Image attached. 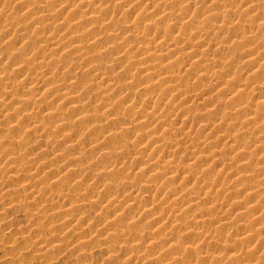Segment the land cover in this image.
Instances as JSON below:
<instances>
[{
  "label": "rangeland",
  "instance_id": "obj_1",
  "mask_svg": "<svg viewBox=\"0 0 264 264\" xmlns=\"http://www.w3.org/2000/svg\"><path fill=\"white\" fill-rule=\"evenodd\" d=\"M0 264H264V0H0Z\"/></svg>",
  "mask_w": 264,
  "mask_h": 264
},
{
  "label": "bare ground",
  "instance_id": "obj_2",
  "mask_svg": "<svg viewBox=\"0 0 264 264\" xmlns=\"http://www.w3.org/2000/svg\"><path fill=\"white\" fill-rule=\"evenodd\" d=\"M56 4V3H55ZM86 5V4H85ZM181 7V6H180ZM181 9V8H180ZM11 11V10H10ZM188 19V18H187ZM186 20V19H185ZM196 21V20H195ZM191 23V22H190ZM196 23V22H195ZM186 24H188V23H186ZM205 24V23H204ZM203 25V24H202ZM197 27H199V26H197ZM203 28V27H202ZM201 29V28H200ZM200 34V33H199ZM33 64V63H32ZM35 64H38V63H34V65ZM36 66V65H35ZM38 66V65H37ZM39 67H41V66H39ZM41 242H42V240H41Z\"/></svg>",
  "mask_w": 264,
  "mask_h": 264
}]
</instances>
